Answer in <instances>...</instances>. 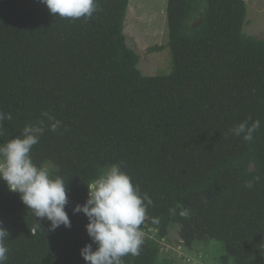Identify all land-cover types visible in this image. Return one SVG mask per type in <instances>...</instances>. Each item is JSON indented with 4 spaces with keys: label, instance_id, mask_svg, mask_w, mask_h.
Wrapping results in <instances>:
<instances>
[{
    "label": "trees",
    "instance_id": "1",
    "mask_svg": "<svg viewBox=\"0 0 264 264\" xmlns=\"http://www.w3.org/2000/svg\"><path fill=\"white\" fill-rule=\"evenodd\" d=\"M129 3L97 0L90 19H67L40 0H0V111L12 115L4 140L44 111L62 121L31 156L65 180L71 221L49 231L0 181L6 264H85L88 220L72 209L113 163L154 202L140 254L124 264L191 263L166 245L188 252L208 240L223 242L233 264H264V38L245 32L246 0H168L173 69L154 76L125 34ZM248 117L261 121L251 142L230 134ZM177 203L189 218L170 213Z\"/></svg>",
    "mask_w": 264,
    "mask_h": 264
},
{
    "label": "clouds",
    "instance_id": "2",
    "mask_svg": "<svg viewBox=\"0 0 264 264\" xmlns=\"http://www.w3.org/2000/svg\"><path fill=\"white\" fill-rule=\"evenodd\" d=\"M40 2L53 16L67 19H90L98 10L97 0ZM11 119V113L0 111V141H3L0 142V181L6 184L8 191L19 193L22 203L36 218L50 221L49 231L61 225L70 228L71 221L65 210L69 203L65 180L60 176L52 178L49 168L38 166L31 156L33 146L39 143L46 128L56 132L62 121L44 111L41 118L27 123L19 135L4 140L6 129L3 122ZM260 127L259 119L248 117L231 128L230 134L251 142ZM259 180V176H254L245 187L251 189ZM86 186V201L72 209L74 214L83 213L88 220L85 228L91 242L80 249L85 264H124V257L138 256L144 244L141 225L148 208L154 203L152 198L147 192L142 193L139 185L133 184L130 175L122 170V163L111 164ZM177 209L179 216L190 217V209L180 203L170 209V213L175 215ZM9 236L0 221V264H6L8 260Z\"/></svg>",
    "mask_w": 264,
    "mask_h": 264
},
{
    "label": "rangeland",
    "instance_id": "3",
    "mask_svg": "<svg viewBox=\"0 0 264 264\" xmlns=\"http://www.w3.org/2000/svg\"><path fill=\"white\" fill-rule=\"evenodd\" d=\"M247 24L245 32L264 38V0H246ZM125 34L131 46L140 56V68L145 75L170 74L172 72V53L169 46L168 0H130L125 22ZM160 46L159 50L149 51L150 47ZM145 234L144 230H142ZM177 238L172 237V241ZM181 239V238H180ZM179 241V240H178ZM181 244V243H180ZM177 244H167L168 250L175 258L189 256L191 263L184 260V264H209L196 257L198 250L203 248L207 261L217 264H233L234 257L230 255L226 246L219 240H208L198 245L197 250L182 249ZM217 245L218 248H214ZM197 247V246H195Z\"/></svg>",
    "mask_w": 264,
    "mask_h": 264
}]
</instances>
